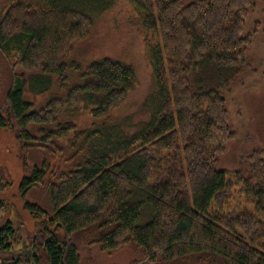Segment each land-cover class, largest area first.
Instances as JSON below:
<instances>
[{"label": "trees", "instance_id": "1", "mask_svg": "<svg viewBox=\"0 0 264 264\" xmlns=\"http://www.w3.org/2000/svg\"><path fill=\"white\" fill-rule=\"evenodd\" d=\"M116 1L15 0L0 17V53L21 68L0 87V129L44 155L22 187L47 194L30 208L43 216L29 257L13 250L11 223L0 227L1 264H87L79 248L93 246L130 247L145 259L134 264H264V150L241 156L251 175L216 169L257 0H126L159 37L146 47L156 92L135 123L111 117L137 85L131 67L69 59ZM35 78L55 87L40 106L26 99L45 89ZM84 113L93 122L81 128ZM9 186L0 172V192Z\"/></svg>", "mask_w": 264, "mask_h": 264}, {"label": "rangeland", "instance_id": "2", "mask_svg": "<svg viewBox=\"0 0 264 264\" xmlns=\"http://www.w3.org/2000/svg\"><path fill=\"white\" fill-rule=\"evenodd\" d=\"M13 2L15 0H0V17ZM171 14L180 20L179 13ZM204 30L208 32L209 28ZM245 31L251 36V45L235 77L237 83L232 89L224 92L234 138L226 144L216 169L228 173L241 170L251 175L249 163L241 164L240 158L254 151L264 150V0L256 1L246 21ZM157 38L159 37L156 34L144 28L139 12L130 3L126 0H117L116 4L98 20L90 34L77 41L69 56L71 61L83 67L97 60L109 58L133 69L137 85L127 95L124 103L112 112L111 117L116 122L125 118L131 119L133 123L142 120L146 100L149 99L150 102L153 100L156 89L152 82L146 47L148 43L153 45ZM15 62L14 58L7 60L0 53L1 89L9 86L13 71H21V68L17 69ZM199 75L201 79L200 77L197 79L200 84L212 87L207 83L211 81L210 75H213L210 70H202ZM196 77L197 74L193 75L194 80ZM215 77L217 85L223 74L217 73ZM33 84L37 90L47 86L46 82L37 78L33 80ZM45 89L43 93L28 92L26 99L36 106L43 105L50 95L55 93V87H52V90L48 87ZM92 122L93 119L88 113H84L77 121L81 128L90 126ZM15 140L14 133L0 129V172L10 183L7 189L0 192V227L11 223L16 229V234L11 239L13 250L22 251L29 257L30 237L40 228L39 221L43 216L37 217L30 208L33 204L45 208L47 194L40 186L25 190L22 187V178L30 174L31 167L41 162L44 155L33 150H23ZM148 218L149 216L146 217ZM79 252L87 264L145 262V259L143 260L142 256L130 247L115 252L102 251L98 246L80 247Z\"/></svg>", "mask_w": 264, "mask_h": 264}]
</instances>
